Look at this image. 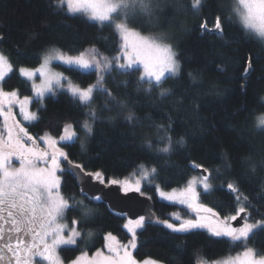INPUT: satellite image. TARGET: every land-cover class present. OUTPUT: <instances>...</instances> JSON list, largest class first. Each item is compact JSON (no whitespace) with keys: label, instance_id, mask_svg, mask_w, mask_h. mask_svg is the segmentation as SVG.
<instances>
[{"label":"snow or ice","instance_id":"6c2138e0","mask_svg":"<svg viewBox=\"0 0 264 264\" xmlns=\"http://www.w3.org/2000/svg\"><path fill=\"white\" fill-rule=\"evenodd\" d=\"M50 7L69 20H82L96 31L87 48L76 43L46 47L37 54L39 63L35 67L21 65L16 69L7 52L0 49V264H164L150 257L137 260L134 255L140 237L152 225L163 226L170 235L196 237L206 233L214 243L242 249L216 260L208 258L203 249H193L188 264H264V248L255 246V237L264 233V176L253 193L246 194L243 183L264 170V158L257 160L252 154L234 158L222 150L218 156L220 164L209 165L186 153V166L199 175L189 177L183 186L171 187L155 182L161 171L155 163H140L132 174L134 179L120 178L108 175L104 168L89 170L86 163L72 158L71 151L77 141L81 151H87V138L94 134V125L105 112L115 113L103 117L110 122L122 116L128 125L140 127L137 138L148 150L153 149L155 136V143L160 146L153 155L170 157L174 145L186 147L184 136L173 139L171 115L159 123L150 113L142 119L128 91L134 80L136 93L150 95L158 89L161 101L176 95L175 86L164 87V83L170 79L179 81L184 70L181 54L173 43L174 34L166 29V21L161 22V15L165 9L195 12L200 34L221 40L225 22L235 18L248 39L264 46V0H234L227 15L225 7L214 0H51ZM65 27L70 30L72 25L66 23ZM147 29L151 32L144 35ZM106 30L110 33L104 35ZM6 40L8 34L0 33V42ZM98 45H103V50ZM15 51L25 54L18 46ZM54 62L81 77L94 75V82L84 79L76 83L65 72L53 71ZM227 67V63H222L216 70L224 73ZM14 71L30 85L31 95H22L19 88H5L6 78ZM254 71V58L248 53L244 64L236 69L243 80L242 91H246ZM261 71L264 74V68ZM186 75L192 87L202 85L201 70L188 71ZM145 84L147 87H143ZM61 94L83 110L85 119L64 122L56 134L47 131L33 135L23 122L39 123L47 112V101ZM183 94H188V89ZM206 94L219 97L222 91L218 84L209 82ZM176 103L181 104L182 99L177 98ZM257 106L264 109V94L257 95ZM193 108L198 113L200 105L193 102ZM249 116L253 131L264 133V111L257 114L253 108ZM132 134L137 136L136 132ZM237 162L241 169L238 174ZM225 174L232 178H225ZM69 180L78 191L65 195ZM145 185L173 206L183 205L185 215L173 212L169 219L162 220L151 211L117 212L123 220L126 242L112 231L91 230L98 218V209L91 205L102 204L109 213L115 208L107 190L116 186V191L125 196L137 193L152 200L146 195ZM219 189L225 190L229 201L210 205L207 197ZM97 238L103 241L102 247L90 255L89 243ZM176 248L183 258L188 252V241H181ZM64 252L73 255L64 256Z\"/></svg>","mask_w":264,"mask_h":264},{"label":"trees","instance_id":"16d2710c","mask_svg":"<svg viewBox=\"0 0 264 264\" xmlns=\"http://www.w3.org/2000/svg\"><path fill=\"white\" fill-rule=\"evenodd\" d=\"M50 2L51 0H0V33L8 34V40L0 42V49L7 52L16 69L21 65L37 66L39 63L37 54L46 47L76 43L82 48H87L92 42L96 31L94 28L89 27L82 20H69L67 16L54 12ZM187 2L188 0H185V3ZM214 2L225 7V15H227L234 0H214ZM160 19L162 23L166 21V29L174 34L173 43L181 54L184 70L182 78L179 81L170 79L164 83V87L174 85L176 95L161 101L158 99V89H153L150 95L143 91L136 93L134 80L128 91L132 93L130 99L136 102L135 111L142 119L150 113L159 123L166 122L167 116L171 115L174 120L173 139L184 136L187 146L174 145L170 157L162 153L153 155L155 148L160 146L155 143V136H153L154 147L148 150L137 138L141 133L140 127L133 128L128 125L122 116L110 122L103 117L115 113L105 112L102 120L94 125V134L88 137L87 151H81L77 141L71 149L72 158L86 163L89 170L104 168L108 175H116L120 178L133 173L140 163H155L161 169L155 182L170 184L171 187L183 186L189 177L197 173L196 170L186 166V153H191L194 158L206 160L209 165L220 164L218 156L222 150H227L234 158L249 154L257 160L264 158V133L253 131L252 118L249 116L253 108L257 109V114L264 111L257 106V95L264 94V74L261 71L264 68V46L255 39H248L235 18L225 22L223 40L213 35H201L197 27L198 14L195 12L177 13L175 10L165 9ZM66 23L72 25L70 30L65 27ZM144 32L150 33L151 29ZM109 33L110 30H106L104 35ZM30 37L34 38L30 39ZM17 46L25 50L24 55H19L15 51ZM98 46L103 50V45ZM248 53L253 55L255 71L248 81L246 91H242L240 85L243 80L236 69L244 64ZM222 63L228 65L224 73L216 70V66ZM55 65L78 83L84 79H87V82H94V75L81 77L67 71L58 63ZM192 70L202 71V85L191 86L186 73ZM116 79L121 80L125 77H116ZM209 82L218 84L222 91L221 96L206 94ZM108 83L112 85L111 78ZM5 88H19L22 95H31L30 85L19 76L18 71H14L6 78ZM184 89H188V94H183ZM177 98L182 99L181 104L176 103ZM193 102L200 105L198 113L193 108ZM82 112L83 110L74 104L69 96L61 94L47 101V112L43 113V120L33 125L24 124L34 135H41L47 131L56 134L64 122H82L85 119ZM246 118L247 123H245ZM133 132H136L137 136H133ZM165 160L168 161L167 164L164 163ZM240 171L237 162L236 173ZM262 176L264 170L258 171L255 176H250L243 182L246 194L257 190ZM225 178L231 179L232 176L225 174ZM145 190L154 200V209L159 219H169L173 212H182L185 215L186 209L183 205L173 206L172 202L161 199L147 185ZM166 190L170 189L166 188ZM77 191L78 189L69 180L67 187L64 188L65 195ZM77 198L82 199L79 196ZM228 201L229 197L224 189H219L207 197L210 205ZM91 206L98 209V218L90 226L91 230L97 233L112 231L120 240L127 241L128 237L121 227L123 220L115 214L117 211L113 210L109 213L102 204ZM169 231L161 225L149 226L140 237V246L135 251V256L138 259L150 257L162 260L164 264H172L175 258V264H188L193 249H203L204 254L210 259L242 251L239 247L214 243L206 233L189 237L183 234L170 235ZM181 241H188V252L183 258L176 248ZM102 243V240L94 239L89 243L87 250L93 252L96 248L102 247ZM255 246L264 248V233H259L255 237ZM81 247L84 245L82 244ZM62 255L69 256L73 253L64 252Z\"/></svg>","mask_w":264,"mask_h":264},{"label":"water","instance_id":"95a60500","mask_svg":"<svg viewBox=\"0 0 264 264\" xmlns=\"http://www.w3.org/2000/svg\"><path fill=\"white\" fill-rule=\"evenodd\" d=\"M107 191L111 202L115 205L114 211L140 214L151 211L157 217V213L154 209L153 198L152 200H147L137 193H129L127 194V196H125L122 192L118 193L116 191V186H113L110 190Z\"/></svg>","mask_w":264,"mask_h":264},{"label":"rangeland","instance_id":"374dc122","mask_svg":"<svg viewBox=\"0 0 264 264\" xmlns=\"http://www.w3.org/2000/svg\"><path fill=\"white\" fill-rule=\"evenodd\" d=\"M144 35H148V34H150V33H146V32H144L143 33ZM55 63H57V62H54L53 63V65H52V69H53V71H56V72H63L60 68H58L56 65H55ZM65 75L66 76H69V75H67L66 73H65ZM70 77V76H69ZM71 78V77H70ZM72 79V78H71ZM73 80V79H72ZM74 81V80H73ZM37 82H39V81H37ZM74 82H76V81H74ZM76 83H78V82H76ZM17 111H18V109H17ZM18 119H20V117L18 116L17 117ZM23 122V121H22ZM23 123H28V122H23ZM34 135V134H33ZM42 135V134H41ZM81 138L82 139H84L85 137H84V133H82L81 134ZM87 140H88V138H87ZM43 146V145H42ZM134 173V172H133ZM133 173H131L130 175H128L127 177H130V178H133L134 179V176H132V174ZM197 175H199V172L197 171V173L196 174H194L193 176H197ZM182 216L184 215L182 212L180 213ZM118 238V237H117ZM119 239V238H118ZM120 240V239H119ZM120 241H122V242H126V241H123V240H120ZM93 252H95V251H93ZM93 252H89V254L91 255ZM236 254V253H235ZM235 254H230V255H235ZM134 255H135V252H134ZM229 255V254H228ZM224 257H226V256H224ZM224 257H220V258H217V259H221V258H224ZM137 258V257H136ZM153 259V258H152ZM137 260H144V259H138L137 258ZM155 260H157V259H155ZM214 260H216V259H214Z\"/></svg>","mask_w":264,"mask_h":264}]
</instances>
